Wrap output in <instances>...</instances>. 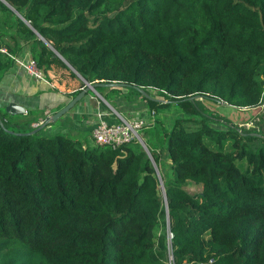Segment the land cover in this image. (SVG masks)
<instances>
[{"label":"trees","instance_id":"1","mask_svg":"<svg viewBox=\"0 0 264 264\" xmlns=\"http://www.w3.org/2000/svg\"><path fill=\"white\" fill-rule=\"evenodd\" d=\"M6 1L31 25V57L56 90L119 82L151 104L134 86L167 102L264 106V0ZM3 124L0 264H163L169 248L172 264H264V125L177 117L161 154L149 141L80 147L6 130L40 124Z\"/></svg>","mask_w":264,"mask_h":264},{"label":"crops","instance_id":"2","mask_svg":"<svg viewBox=\"0 0 264 264\" xmlns=\"http://www.w3.org/2000/svg\"><path fill=\"white\" fill-rule=\"evenodd\" d=\"M20 22H22L24 26L21 25ZM27 28L32 29L29 22L22 17L21 14L17 12L6 0H0V116L3 121L11 122L15 126H24V123L28 121L30 126L35 127L41 124L47 117H50L53 113L61 109L74 96H72L71 93L69 94L63 92L62 90H56L54 83H52L47 77L48 83L31 79L25 74L21 67L12 62L6 56L7 54L1 51V49H5L8 53L17 57L25 58L27 56H31L34 44L31 41ZM35 35H37L36 32ZM109 88L117 89V87ZM122 88L123 87L119 89L122 90ZM149 95L155 99L159 98L151 95L150 93ZM128 96L130 97L129 99ZM83 98L81 103H79V106L82 107V114H85L86 116L85 121L88 125L89 137L91 136V128L96 122L97 111H104V113H106L104 116L105 120L107 122H114L116 117L112 114V110H115L121 116L133 118L142 115L144 116L145 107L147 106V101L142 97L140 99L137 96H130L128 94L117 95L115 100L117 102L118 110L116 108H112L113 106L111 107L112 110L102 106L101 103H99V98H96L91 94L86 96L87 100H83ZM204 99L214 100L218 104H222L236 110H241L242 112H252L258 108L235 107L217 99L210 98L209 96H202L199 94L193 96V101H201ZM10 103H15L22 107L25 110L24 113L17 115L8 114L5 111V108ZM261 107H263V105H261L260 108ZM153 110L154 108L151 107L150 111ZM75 114L80 116L82 115L78 109H74L72 114H68L67 116L65 115L60 119L62 120V126L72 123V119L75 117ZM254 116L251 118V116L243 115V118L241 119L236 116L235 120L231 121L230 119L226 120V118L224 119L222 116L217 115L216 117H219L220 119L215 120L220 122L221 125H224L223 128L227 125H233L242 129L253 125L251 119H253ZM262 118H264V116ZM53 123L54 122H51L42 127L40 129L41 133L43 135H53L55 131H52L50 129L51 127H47ZM46 128H48L47 131L45 130ZM168 130L169 129L166 131ZM91 141L93 145V140Z\"/></svg>","mask_w":264,"mask_h":264},{"label":"rangeland","instance_id":"3","mask_svg":"<svg viewBox=\"0 0 264 264\" xmlns=\"http://www.w3.org/2000/svg\"><path fill=\"white\" fill-rule=\"evenodd\" d=\"M124 91V93H123ZM148 92L151 95H154L158 98V102H155L154 104L148 103L147 106L145 107V113L144 117L146 119V124L138 130V134L142 141H149L152 143L153 147L155 150H158L161 152V154H165V146H166V140L164 138L165 132L167 129H170L172 126L174 119L177 117H193L195 119H200L204 118L211 126L221 129L223 128L224 125H221L220 122L216 121L215 119H220L219 117H216L217 115L222 116L226 120L230 119L231 121L235 120V117L238 116L239 119L243 118V115H248V116H255L251 121L253 122V125H250L248 127H244L241 130L248 131V130H255L258 131L259 127L262 128L264 125L261 117L263 116L264 113V106L263 107H258L255 111H249V112H242L241 110H236L233 108H230L228 106L218 104L214 100H208L204 99L201 101H193L190 98L187 99L186 101L179 103L178 101H170L167 102V100H164L160 93L157 92L154 89H148ZM93 95L96 98H99V103H101L102 106L107 107L108 109L112 110V108H117V102H116V97L117 95L119 96L120 94H128L130 96H137L138 98L141 99L140 95L133 94L132 91L128 90L125 88L124 90L122 89H110L109 87H103L101 89L97 90H89L87 95ZM86 95V96H87ZM86 96L83 98V100H87ZM130 97L128 96V99ZM80 99L77 104H75L68 112H66L64 115H62L60 118L56 119L54 123L51 125H48L47 127H51L50 129L52 131H55V133H59L66 135L74 140H76L77 145L80 147H85V146H94L92 145V139L91 136L89 137V129L88 125L86 123V116L85 114H82V107L79 106L81 103ZM147 101V100H146ZM113 106V107H112ZM112 107V108H111ZM151 107L154 108L156 111V116L155 118H151L148 113L151 109ZM192 107L194 110L192 113H187V109ZM74 109H78L80 111L81 116L78 114H75V117L72 119V123L68 125L62 126V120H60L62 117L65 115L67 116L68 114H72L74 112ZM124 118H130L128 116H123ZM221 117V118H222ZM2 119V117L0 116ZM214 118V119H212ZM3 121V119H2ZM8 128H14V129H20L23 126H18V128L11 122L8 121H3ZM263 124V125H262ZM194 126V123L191 122L188 124V128H192ZM33 127V126H31ZM48 128L45 130L47 131ZM237 129V128H236ZM63 130V131H62ZM238 130H240L238 128ZM53 133V134H55ZM255 133V132H254ZM208 139V138H207ZM142 143V142H141ZM145 144V143H144ZM225 147L228 145V141L224 142ZM160 154V155H161ZM242 167V166H241ZM161 171L163 177L165 179H168L171 175L169 165L167 163L166 158L162 155L160 158V163H159V168L157 169V172L159 174V171ZM184 189L187 190L189 193L196 194L201 191V185L196 184L194 182L188 181L184 185ZM161 192H162V201L164 204V188L163 186L161 187ZM165 221L167 223V215L166 212L164 213ZM170 238V237H169ZM167 259L163 261V264H171L170 262L172 261L171 258V253H170V248L168 249V257Z\"/></svg>","mask_w":264,"mask_h":264},{"label":"built area","instance_id":"4","mask_svg":"<svg viewBox=\"0 0 264 264\" xmlns=\"http://www.w3.org/2000/svg\"><path fill=\"white\" fill-rule=\"evenodd\" d=\"M1 51L7 54L14 63L21 67L28 77L35 81L48 83V79L42 68L38 66L34 58L31 56L25 58L13 56L5 49H1ZM112 114L115 115L116 120L114 122H107L104 118L106 115L104 111L96 112V122L91 128V138L94 145L118 147L132 139L142 142L138 130L146 124V119L143 115L133 118H124L115 110H112ZM155 114L156 112L154 110L148 113L151 118H154ZM170 263L172 264V262Z\"/></svg>","mask_w":264,"mask_h":264},{"label":"water","instance_id":"5","mask_svg":"<svg viewBox=\"0 0 264 264\" xmlns=\"http://www.w3.org/2000/svg\"><path fill=\"white\" fill-rule=\"evenodd\" d=\"M36 34L39 36L40 39H42V37L36 32ZM75 73L76 71L73 70ZM77 74V73H76ZM78 75V74H77ZM79 76V75H78ZM85 86L80 90L79 93H77L68 103H66L61 109H59L58 111H56L55 113H53L50 117H47L39 126H37L35 129H32L29 132H14L11 130L6 129L8 132L14 133V134H18V135H22V134H33L35 133L37 130H40L42 127H44L45 125L54 122L56 119L60 118L62 115H64L66 112H68L80 99H82L89 90H96V87H124V86H129L128 84L125 83H119V82H108V83H89L87 81H85ZM134 88L139 91L142 95H144L146 98L151 99V100H157L153 97H151L144 89H142L141 87L138 86H134ZM191 100H193V96L190 97ZM5 111L10 114V115H17L20 113H24V109L22 107H20L19 105L15 104V103H10L6 106ZM0 125L2 127H4L3 121L0 118ZM141 143V142H140ZM142 146L144 147V149L146 151H148L146 149V146L141 143ZM162 187V182L160 181V188ZM165 208L167 209V205H165Z\"/></svg>","mask_w":264,"mask_h":264}]
</instances>
